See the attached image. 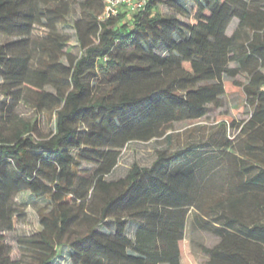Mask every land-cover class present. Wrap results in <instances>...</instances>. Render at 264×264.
Here are the masks:
<instances>
[{
	"label": "trees",
	"instance_id": "1",
	"mask_svg": "<svg viewBox=\"0 0 264 264\" xmlns=\"http://www.w3.org/2000/svg\"><path fill=\"white\" fill-rule=\"evenodd\" d=\"M59 3L0 0V76L11 99L0 106V264H182L194 207L193 224L220 236L204 247L203 264H264V221L247 223L243 211L245 203L264 208L254 190L264 189V0H148L104 20V0H80L89 18L75 22L80 57L65 49L58 26L69 7ZM40 24L46 31L37 41ZM225 76L254 106L243 127L261 140L246 158L258 170L240 183L231 210L199 202L200 177L212 167L192 144L106 179L129 141L206 115L229 90ZM23 99L55 108L51 133L17 118ZM219 146L232 152L227 138ZM24 191L49 205L40 208L41 229L18 236L14 254L6 231L23 217L16 197Z\"/></svg>",
	"mask_w": 264,
	"mask_h": 264
},
{
	"label": "rangeland",
	"instance_id": "2",
	"mask_svg": "<svg viewBox=\"0 0 264 264\" xmlns=\"http://www.w3.org/2000/svg\"><path fill=\"white\" fill-rule=\"evenodd\" d=\"M79 1L60 0L59 4L62 6L67 4L69 13L58 26L59 33L69 38V44L65 49L77 57L82 55L83 48L75 22L81 18L89 19L82 10ZM161 8L163 11H169L164 4L161 5ZM238 25L239 19L234 17L228 26L227 33L233 34ZM45 31L41 24L37 26L33 34L34 39L43 40ZM36 53L38 57L43 51L37 49ZM61 59L68 64L66 56ZM235 64V62L231 63V65ZM238 77L241 80L245 79L244 76ZM225 80L228 84V92L222 95L218 102L209 104V111L206 115L198 119L177 121L164 134L149 140L129 141L122 148L116 166L111 173L106 175V179H116L127 175L135 163L142 166L151 165L161 149L174 151L192 144L196 151L208 158L209 165L212 167L205 177H200L199 202L204 207L214 206L216 209H222L220 206L225 205L231 210L230 199L244 191L240 183L246 181L258 170L249 168L252 162L246 158H249L248 155L254 151L260 152L261 140L253 138L252 131L249 128L245 130L243 127L244 124L247 125L252 116L254 106L246 100L244 92L239 85L233 82V78L225 76ZM1 83L2 77L0 76V106L4 101H11L4 92ZM48 88L53 90L52 87ZM15 114L18 119L36 124L42 134H49L55 129V108L41 109L34 102L23 99L17 102ZM226 138L232 145V152L224 149V146H219ZM254 190L258 192L259 199H264L262 198L264 189L256 188ZM252 193H254L252 190L248 192L249 200L254 199ZM16 199L24 204V214L15 230L6 231L7 241L15 247L14 254L19 253L18 236L29 235L41 229L40 208L49 205L48 197L36 198L29 191L19 193ZM198 211L199 209L194 207L189 213L183 240L182 264H203L208 260L204 247H212L220 240V236L214 232L193 224L195 213ZM243 211L244 220L247 223H252L254 220L264 221V208L256 203L249 205L245 203ZM133 230L134 223H130L129 233L133 234ZM60 264H70V262L62 260Z\"/></svg>",
	"mask_w": 264,
	"mask_h": 264
},
{
	"label": "built area",
	"instance_id": "3",
	"mask_svg": "<svg viewBox=\"0 0 264 264\" xmlns=\"http://www.w3.org/2000/svg\"><path fill=\"white\" fill-rule=\"evenodd\" d=\"M148 0H104L105 7L100 15V19H106L113 15L119 14L121 11L135 13L144 8Z\"/></svg>",
	"mask_w": 264,
	"mask_h": 264
}]
</instances>
